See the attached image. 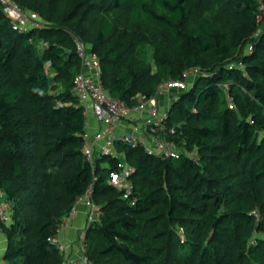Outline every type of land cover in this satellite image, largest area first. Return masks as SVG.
I'll list each match as a JSON object with an SVG mask.
<instances>
[{
    "label": "trees",
    "instance_id": "trees-1",
    "mask_svg": "<svg viewBox=\"0 0 264 264\" xmlns=\"http://www.w3.org/2000/svg\"><path fill=\"white\" fill-rule=\"evenodd\" d=\"M13 1L45 25L14 29L0 2V196L11 208V222H0L4 264H71L50 238L91 183L101 207L84 237L93 264H264L259 1ZM74 36L98 54L107 91L130 106L201 69L175 89L165 121L180 157L118 144L134 169V204L109 182L122 155H98L94 168L85 157Z\"/></svg>",
    "mask_w": 264,
    "mask_h": 264
},
{
    "label": "built area",
    "instance_id": "built-area-1",
    "mask_svg": "<svg viewBox=\"0 0 264 264\" xmlns=\"http://www.w3.org/2000/svg\"><path fill=\"white\" fill-rule=\"evenodd\" d=\"M258 1L256 21L259 27L255 35L259 34L264 22V0ZM0 2L14 29L40 28L45 25L38 13L25 12L15 1L0 0ZM74 39L81 60V69L75 77L74 90L79 98L78 105L84 108L87 116L86 131L83 135L85 157L94 168L98 155H122L124 158L110 172L109 182L115 188L122 190L123 197L134 204L135 200L131 198L134 185L130 178L134 169L125 161V154L119 151L118 144L141 145L148 152L159 154L164 158L180 157L181 147L168 139L175 133V128L166 127L168 111L162 112L159 97L169 90L185 89L190 85L191 80L201 73V69L199 67L187 69L182 79L164 82L160 89L149 98L145 95H138L137 104L130 106L107 91L101 78V61L98 54L91 51L80 37L74 36ZM43 44L46 46L45 42ZM251 49L250 45L249 50ZM229 107L235 108L236 103L231 101ZM92 121H95V125ZM191 156L198 161L195 153H191ZM92 193L93 183L89 185L86 193L78 198L71 214L63 219L59 235L50 238L71 264H93L86 254L85 233L78 241L81 248L78 258L68 257L67 253L73 241L61 237L63 228L74 218L80 204H85L89 208L86 218L87 225L98 219L101 207L92 200ZM2 194L3 191L0 190V195ZM0 222L7 224L11 222V208L6 199L0 201Z\"/></svg>",
    "mask_w": 264,
    "mask_h": 264
},
{
    "label": "crops",
    "instance_id": "crops-1",
    "mask_svg": "<svg viewBox=\"0 0 264 264\" xmlns=\"http://www.w3.org/2000/svg\"><path fill=\"white\" fill-rule=\"evenodd\" d=\"M92 123L95 125V121H92ZM3 197L0 196V201ZM87 208L80 204L78 206V211L74 218L69 222L68 225H66L61 233L62 238L70 239L75 244H77L75 241L77 240L78 235L80 234L81 230H84L86 225V218H87ZM6 245V237L3 234V232L0 230V264H4V261H2L1 257L3 255V251L5 249Z\"/></svg>",
    "mask_w": 264,
    "mask_h": 264
},
{
    "label": "rangeland",
    "instance_id": "rangeland-1",
    "mask_svg": "<svg viewBox=\"0 0 264 264\" xmlns=\"http://www.w3.org/2000/svg\"><path fill=\"white\" fill-rule=\"evenodd\" d=\"M176 92L177 90H169L160 95L159 98H160L162 112L168 111L172 103V100L174 99L175 96H177ZM83 205L87 208V210L89 209L85 204ZM86 226H87V223L85 225L84 230H81L80 234L78 235L77 240L75 241L76 243L79 241L81 237H83L82 235L85 233ZM80 253H81V248L79 246V243L75 244L74 242H72L70 250L67 253L68 257L72 256V257L78 258L80 256Z\"/></svg>",
    "mask_w": 264,
    "mask_h": 264
}]
</instances>
